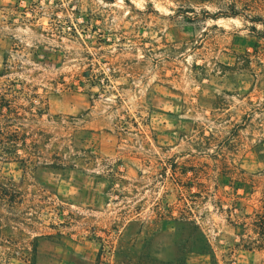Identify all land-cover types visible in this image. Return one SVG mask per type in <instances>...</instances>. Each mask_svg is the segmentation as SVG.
<instances>
[{
  "label": "rangeland",
  "instance_id": "rangeland-1",
  "mask_svg": "<svg viewBox=\"0 0 264 264\" xmlns=\"http://www.w3.org/2000/svg\"><path fill=\"white\" fill-rule=\"evenodd\" d=\"M4 87L0 264H264V0H0Z\"/></svg>",
  "mask_w": 264,
  "mask_h": 264
},
{
  "label": "trees",
  "instance_id": "trees-1",
  "mask_svg": "<svg viewBox=\"0 0 264 264\" xmlns=\"http://www.w3.org/2000/svg\"><path fill=\"white\" fill-rule=\"evenodd\" d=\"M198 2H204L207 0H195ZM238 1H236L235 3H237ZM242 2V1H239ZM234 3V4H235ZM232 15L237 16L238 13H233ZM19 91H12L9 88L4 87V92L0 95V149L2 150H7L9 149V144L10 142H12L9 137L7 136H11V137H18L19 135V131L17 129H12V126L10 125V123L12 122V120L14 118L17 117V111L16 108L12 106V102L14 101L13 99L16 98V94ZM20 93V92H19ZM13 98V99H12ZM11 146L15 147V143L10 144ZM16 149V148H15ZM258 216V215H257ZM261 224L257 225V230H259L257 232L258 237L254 240H250L249 239L246 240V242H249L250 244H256L259 242V244H263L264 245V215L262 216V219L260 220ZM244 226L245 229V223L241 224ZM186 228L187 229H191L190 231H192L193 235H192V239H193V250L194 251H204L205 250V244H204V236L202 233H195V231L198 230V228L194 227L192 228L189 223H186ZM203 239V241H202Z\"/></svg>",
  "mask_w": 264,
  "mask_h": 264
}]
</instances>
